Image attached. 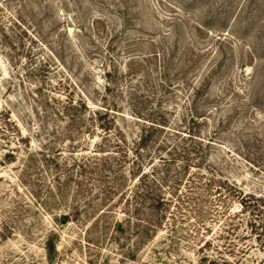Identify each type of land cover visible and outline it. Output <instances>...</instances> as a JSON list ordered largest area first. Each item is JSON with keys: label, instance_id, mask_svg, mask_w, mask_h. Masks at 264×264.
Returning <instances> with one entry per match:
<instances>
[{"label": "rangeland", "instance_id": "1", "mask_svg": "<svg viewBox=\"0 0 264 264\" xmlns=\"http://www.w3.org/2000/svg\"><path fill=\"white\" fill-rule=\"evenodd\" d=\"M108 81L129 144L167 125L144 170L198 137L170 207L135 211L130 154L59 115ZM0 264H264V0H0Z\"/></svg>", "mask_w": 264, "mask_h": 264}, {"label": "trees", "instance_id": "2", "mask_svg": "<svg viewBox=\"0 0 264 264\" xmlns=\"http://www.w3.org/2000/svg\"><path fill=\"white\" fill-rule=\"evenodd\" d=\"M106 75L109 76L110 74L107 73ZM98 87L99 86H97V89ZM113 90L114 88L111 82L108 81L104 86V93L101 99L103 107L100 109L94 110L89 104V96L81 92L78 99L71 98L62 103L59 115L63 116V118L76 130L82 128L83 124H85L89 129L100 134L102 140L104 139V141L110 142L109 144L103 143L101 146L105 144V146L113 148V150H111L112 153L119 154L123 152L127 155L130 154L131 164L134 165V177L137 178V182L134 183V190L130 194V196L134 197L135 211L140 210L143 204L147 205V208L153 211L161 209V207H170V202L166 199L164 190L172 185L174 194L177 195L176 200L182 198V195H178L179 191H177L176 186H180L181 182L185 180V175L189 174L192 168V159H194L192 157H195L197 154L196 147L182 143L191 139L196 140L198 137L192 132H188V134L180 138V144L170 142V144H165L161 149L157 148L160 151L166 152L165 155H159L158 160L151 162L150 168L147 171L144 170L145 164L138 160V151L144 147L147 137L152 136L153 133L156 135L160 134L159 132H161V130L167 129V125L163 124V122L156 121V119L152 121L149 120L150 134L148 136L142 135L137 142L133 140L132 142L130 141L129 144L128 138L122 135V131L117 128L116 120H114V115L116 111H118L115 109L118 106L117 102H108V94ZM104 100L107 102L105 103ZM82 110L83 112L77 115L78 111ZM159 117H161V115H158V118ZM194 118L196 117H192L191 120H195ZM160 145L161 143H158V147ZM121 157L122 159L124 158L122 155ZM117 176L121 178L124 177V175L120 173L115 174L114 179L117 178ZM193 181V179L192 181L190 178L188 179L187 182H189L190 185L188 189L193 188ZM211 181L212 180L209 179V183H211ZM115 188L116 186H113L112 189ZM188 191H190V193L185 194L187 200L192 193V190ZM133 193L134 195H132ZM183 201L186 202L185 199ZM184 202L179 203V205L184 204ZM145 223L151 227H158L157 223H151L149 221Z\"/></svg>", "mask_w": 264, "mask_h": 264}]
</instances>
